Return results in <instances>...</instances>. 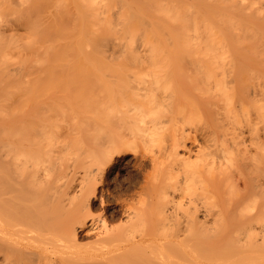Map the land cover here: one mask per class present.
Returning <instances> with one entry per match:
<instances>
[{"label": "bare ground", "instance_id": "1", "mask_svg": "<svg viewBox=\"0 0 264 264\" xmlns=\"http://www.w3.org/2000/svg\"><path fill=\"white\" fill-rule=\"evenodd\" d=\"M31 3L47 11L33 40L40 54L20 57L16 23L0 21V264H98V244L102 264H264V0ZM10 10L0 0V14ZM19 63H28L22 72ZM178 66L194 72L193 114L215 117L199 148L176 132L165 154L182 164L197 151V169L179 165L175 175L185 185L197 173L215 208L184 191L170 197L141 185L135 202L121 203L125 222L107 229L91 210L97 181L133 151L137 135L99 126L96 145H55L58 127L32 114L34 100L45 102L66 68ZM140 129L143 139L156 133ZM81 231L95 235L87 247H97L95 256L79 251ZM191 234L200 240L176 248Z\"/></svg>", "mask_w": 264, "mask_h": 264}, {"label": "rangeland", "instance_id": "2", "mask_svg": "<svg viewBox=\"0 0 264 264\" xmlns=\"http://www.w3.org/2000/svg\"><path fill=\"white\" fill-rule=\"evenodd\" d=\"M8 1L12 3L13 10L0 14V21L5 23L11 20L16 23V52L23 58L40 54L42 48L33 40L36 36V29L42 26L47 11L43 6L34 7L31 3L32 0ZM18 65L19 72H22L28 63H19ZM42 70L36 71L43 72ZM62 71L68 75L50 84V92H48L45 102L40 104L34 98L36 102H34L32 112V114L50 116L51 123L49 122V124H52L53 128L51 130L58 127V141H60L55 142V145L63 144L62 146L69 145V147L73 145L80 148L96 145L102 141L93 135L95 132L97 133L99 126L104 129V132L118 133L123 136L137 135L134 138L133 151L121 157L118 156L119 158L116 157L115 165L107 169L97 181V195L91 210L97 217L104 218L107 229L111 228L109 226H120L122 222H125L121 203L128 202L129 199L130 202H135L136 200L133 199L137 198L136 193L137 190H140L141 185L145 189L150 187L157 191L168 190L170 197L172 194L184 191L197 199L196 201L206 199L207 204L215 208L213 191L203 188L197 173L195 176L198 180H191L185 185L178 180L180 176L176 177L175 175L179 165H184L188 169H197L199 159L195 155L197 151H193L194 153L182 164H179L173 156L165 154L166 148L171 143V134L176 132L181 135L186 146H190L193 150L199 148L198 145L204 130L211 125L212 119L215 117L214 114H193V100L197 93L193 70L178 66L154 69L137 67L66 68ZM81 94H91L98 100L86 102L81 99ZM52 121L56 123L55 127ZM123 121L124 123H121ZM142 126L151 127L155 129L156 133L152 136H145L143 139L142 136H139ZM47 127L51 128L49 125ZM49 129L46 130L49 131ZM262 130V128L258 129L261 133ZM179 153L182 156L181 147H179ZM154 159H156L155 162ZM178 186H182V190L178 189ZM100 199L103 202H100ZM106 228L104 229L106 230ZM164 233L166 234V230ZM80 234L81 242L85 243L82 248L86 246L84 250H79L80 252L84 251L81 253L83 257H85L84 255L87 257L88 254H91L92 257L98 254L95 258L98 264H102L101 260L102 262L105 260L102 247L98 244V251L94 252L93 250L97 247L93 249L94 243L88 242V240L95 242V235L86 236L82 231ZM199 240V236L191 234L187 238H181L175 245L176 248H183L188 243ZM81 242L79 243L81 244ZM89 243L93 245L91 246L92 253L87 249V247L90 249ZM96 243L98 242L96 241ZM79 249L81 248L79 247ZM82 255L79 260L81 262L84 260V263L89 262L92 258L87 261L88 258H83ZM98 259H100V263ZM89 263L92 264V261Z\"/></svg>", "mask_w": 264, "mask_h": 264}]
</instances>
